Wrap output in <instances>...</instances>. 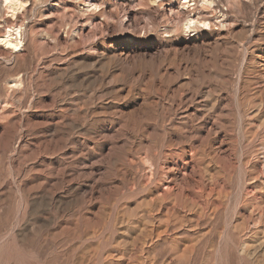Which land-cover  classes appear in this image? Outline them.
Segmentation results:
<instances>
[{
    "label": "rangeland",
    "instance_id": "rangeland-1",
    "mask_svg": "<svg viewBox=\"0 0 264 264\" xmlns=\"http://www.w3.org/2000/svg\"><path fill=\"white\" fill-rule=\"evenodd\" d=\"M24 1L0 264H264V0Z\"/></svg>",
    "mask_w": 264,
    "mask_h": 264
},
{
    "label": "bare ground",
    "instance_id": "bare-ground-1",
    "mask_svg": "<svg viewBox=\"0 0 264 264\" xmlns=\"http://www.w3.org/2000/svg\"><path fill=\"white\" fill-rule=\"evenodd\" d=\"M202 2H203L202 5L204 8L209 7L210 9L214 6V3H215L214 0H202ZM4 3H5L6 8L10 9L11 11H16L17 9L24 7L25 1L24 0H4ZM91 3H89V4H91ZM188 14H190V13H188ZM210 24H211V20H209V18H206L204 16H198L196 19H194L193 17L188 15L185 18V26H186V28L190 29L191 31H194V30L200 28V26L206 27V26H209ZM13 28H14V26H13ZM13 28H11V29H13ZM21 33L22 32H20L19 29H16V33H15L16 36L13 37L14 33H12L10 30H8V31L6 30L5 32L0 34V44H3L7 48H11L15 51L21 50V48L23 47V39H22ZM14 82H15V80H14Z\"/></svg>",
    "mask_w": 264,
    "mask_h": 264
}]
</instances>
